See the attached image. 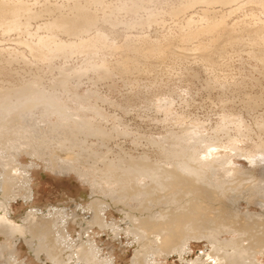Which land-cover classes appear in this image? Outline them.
<instances>
[{
    "label": "rangeland",
    "instance_id": "rangeland-1",
    "mask_svg": "<svg viewBox=\"0 0 264 264\" xmlns=\"http://www.w3.org/2000/svg\"><path fill=\"white\" fill-rule=\"evenodd\" d=\"M24 1H29L31 9L36 12L41 8L44 9V4L47 3V0L46 3H43L45 0ZM49 1L59 5L67 2L66 0ZM105 1L104 4L112 5L108 6L107 10H102L107 7L104 4L100 5L101 7H89L94 13L95 10L98 11L95 14L96 29L90 31L93 33L94 30H99L98 32L102 34L92 41L79 43L76 37L55 32V38L58 36L56 40L59 38V41L67 45L60 50L51 46L50 51L53 52H47L49 56L46 54L44 59L36 57L34 52L29 51L28 45L24 42L27 38L30 42L32 39L30 40L29 37L20 35L23 43H16V48L14 43L17 41L12 43L9 40L12 44L9 41L5 42L7 46L14 47L18 53L21 52L22 59L13 61L0 73V208L6 212L7 220L14 222L25 232L22 231L16 241H10L0 234V245L8 244L4 252L0 247V252L2 251L0 264H67L69 262L73 264V261L74 264H182L179 253L185 250V247L188 248L185 250L186 256L189 255L190 259L201 257L203 264H213L215 261L208 258V254L230 253L236 248L232 241L238 236L234 231L238 225L232 216L228 215V219L222 214V216L218 214V217L211 212L208 215L191 213L193 216L190 214L192 217L180 225L182 234L189 235V238L179 245L175 241L173 243L175 245L169 248L170 252L163 254L160 249L158 250L159 246L156 243L158 238L154 235L153 225L148 224L162 218L165 213L175 212L177 208L181 210L180 208H184L189 202L203 205L206 202L213 203L211 202L213 198L216 199H214L216 206L232 202L236 208L235 214L240 216V221L246 217L254 220L257 223V235L261 232L260 236L264 237V170L261 169V166L264 167V159L258 161L264 152L261 151L264 150L262 147L264 129L262 131L258 125L264 117V52L250 44L251 37L247 32H244L245 44L225 45L227 47H224L223 54L216 56L215 65H219L217 66L219 68L214 66L210 71L212 74L221 75L220 78L225 84L223 88L211 83L212 76L210 72L205 71L199 53L190 49V51L187 49H183L184 52L180 51L181 46L184 47L180 42L173 44L174 48L177 45L176 52L185 55L184 59L179 60L180 62L171 58L172 61L169 58L157 61L155 58L144 57L141 61L149 64L148 67L153 68L152 70H133L122 74L115 65L117 60H122V57L128 56L129 59L135 60L132 61H137L138 63L134 65L141 64L131 51L125 49V41L130 40L135 44L138 40L136 45L139 44L140 50L143 51L146 50L147 45L141 44V35L150 39V42L163 44L162 36L166 38L177 34L174 23L177 21L180 23L179 21H182L188 13L196 17L201 15L200 11L206 8L205 5L213 6V14L210 18L218 22L229 7L218 4L216 0ZM242 1L243 5L238 10H235L228 19L225 17L229 23L237 21L238 18V21L241 20L240 23L247 22L244 25L248 26L259 22L258 18L261 22L264 21V11L260 4ZM186 3H190L192 7L183 9V12L182 8ZM100 10L104 14L107 12L110 17L106 14V16L102 15ZM40 15L46 18L50 13L45 14L43 11ZM249 16L257 17L253 18L256 22L250 18L251 23ZM101 18L105 20L104 23L106 21L109 23L104 24ZM33 23L31 22V27ZM44 31L40 30L39 33L45 35L47 31ZM126 36H129L128 39ZM209 39L205 36L204 43H211ZM69 40L71 42L74 40L75 44ZM132 56L134 58H131ZM21 86L27 88L22 96L4 93L6 88L16 90ZM257 100L262 102L260 106L254 109L246 108L247 101ZM84 118L94 120L96 124L112 132V137H107L108 139L103 137L107 140L105 141L101 138L103 135L99 138L98 133L91 131L88 133L80 124H74V121L80 122ZM117 122L121 123L117 126L119 129H115ZM120 146L130 150L135 157L143 153L146 155L143 156L148 155V157L144 161L147 162L145 168L143 162H134L140 164L141 168L138 164V168L132 166L131 171L127 173L128 186L122 185L121 188L119 185L121 189H118L115 188L117 183L115 184L114 180L110 179L112 183L107 180L111 176L113 178L108 172L117 170L118 174L121 170L117 166L108 169L109 166L106 165L109 164L110 158L116 156L114 152L110 153L108 148L116 150ZM97 149L101 150L98 152ZM157 149L162 154L157 152ZM161 149H167L168 152L163 153ZM207 150L217 151L218 153L213 155L215 158L222 157L220 155L223 153L232 158H229L226 164L219 160L212 167L199 166L201 169L197 168L191 172L178 169L179 172L185 171L184 173L191 177L189 182H193L192 184L180 185L171 181V173L166 171L171 166L170 162L176 160L170 157L171 152L173 155L183 154L185 151L193 152L197 158H200ZM28 151L32 154H27ZM65 151L79 153L76 165L77 168L82 167L80 171L85 175L76 174L74 170L72 172L62 170L61 173H58V170H50L49 166L60 162ZM82 151H86L88 156ZM100 152L109 160H105L102 153L99 155L102 156L100 159L96 155ZM254 152H257V170H253L256 165L249 162L246 157L248 154H255ZM185 153L184 156L188 154ZM82 156H86V159L83 157L85 159L83 160ZM96 165L98 168H95ZM101 168L102 171H99L98 169ZM232 168H240L243 171L234 175ZM90 169L92 171L89 172ZM138 169H141L140 172L143 173L141 178L144 181L139 183L140 186L136 181ZM260 169L263 173H260ZM8 170L11 179L14 176L18 177L17 179L14 177L13 181L9 179L11 186L4 181V178H8L5 176ZM106 170L108 172H104ZM248 170L252 172L249 173L250 176ZM101 172L106 173V180L101 176ZM251 174H255L253 182ZM239 176L242 179H238ZM130 178L133 179L132 183ZM100 182L104 183L102 188ZM251 182L253 184L257 182V187L255 189L249 187L252 191L244 192L243 189ZM110 188L112 189L109 190ZM104 200H113L112 202H117V206H114V209L108 208L103 204ZM96 205L100 208H95ZM44 210L48 211L44 212ZM166 210L168 211L165 212ZM94 211L103 217L101 223L105 227L91 224ZM40 218L53 219L54 225L50 227L44 221L43 223L40 221V226H36ZM142 218L150 219L147 224L144 223L146 227L140 223ZM258 219L263 222L258 223ZM43 226H47L45 230ZM48 231L62 236L59 238L62 242L54 241L56 233L51 235ZM64 232L66 234H63ZM81 242L94 249L93 263L84 262L80 258L76 260L79 249L77 244ZM239 243L244 246L247 240H240ZM261 243L263 246L260 248L257 246L253 249H245L240 258H235L232 264H246L250 260L255 264H264L263 240ZM49 246L52 249L48 250ZM36 248L39 251L38 255L34 252ZM43 249H46V252ZM40 250L44 253L42 251L40 253ZM202 254L203 256H200Z\"/></svg>",
    "mask_w": 264,
    "mask_h": 264
},
{
    "label": "bare ground",
    "instance_id": "bare-ground-1",
    "mask_svg": "<svg viewBox=\"0 0 264 264\" xmlns=\"http://www.w3.org/2000/svg\"><path fill=\"white\" fill-rule=\"evenodd\" d=\"M36 1V0H35ZM44 1V0H43ZM62 1V0H61ZM67 2L65 3V4H61L60 3V5L59 4H54L53 2H48V0H47V3H46V0L43 2V3H46V4H44V9L43 8H41V9H43V10H41V9H39V11L38 12H36V11H33L32 9H31V7H30V4L27 2V1H24V0H0V73L2 72V71H4V69L6 70V68L10 65V63H12L13 61H16V60H20V58H21V56H20V53H18V51H16L15 50V46H17V44H19V43H23L22 41H21V37H20V35H24V36H26V38L27 37H29L30 38V42H29V40L27 41V39H25L24 40V42L26 43V45H28L27 47L29 48V51L31 52V53H33L36 57H40V58H43L44 59V57L46 56V54H47V52H49L50 50H51V46L52 47H54V49H61L63 46H66L67 44L66 43H64V42H61V41H59V38H58V40H56L57 39V37L55 38V36H54V33L56 32V34H60V33H62V34H64V35H67V36H70L71 35V37L73 36L74 38L76 37L77 38V41L79 42V43H83V42H87V41H92L93 39H95V38H98V37H100V35H102L100 32H98L99 30H94V32L93 33H91V31L93 30V29H96V21H97V18H96V16H95V14L96 13H98V11L97 10H95V13H94V10H89V7L90 6H99V7H101L100 5H103L106 1L105 0H83V1H81V0H66ZM112 1V0H111ZM111 1H109V3H111ZM245 1H247V2H249V1H252V2H256V3H258V5L260 4V7L263 9L262 11H264V0H245ZM32 2V1H31ZM30 2V3H31ZM38 2V1H37ZM65 2V1H64ZM63 2V3H64ZM216 2L218 3V4H221V5H223V6H228L229 8H228V10H226V14H221L219 17H220V20L218 21V22H215L214 20H211V18H210V16H211V14H213V11H212V7L213 6H208V5H205V7L206 8H203V9H201V11H200V14L201 15H197L196 17L194 16V15H192L191 13L189 14H187V16H185V18L182 20V21H179L180 23H178V21L177 22H175L174 24H175V30L177 31V34H174L173 36H167L166 38L164 37V36H162L163 37V41H164V43L163 44H161V43H157V42H155V43H153V42H150V39L148 40L147 39V37L145 38V36L144 35H141V37L143 36L144 38H141L140 37V41H141V44L142 43H145L146 45H147V47H146V50H143V51H145V52H143V51H141L140 50V45L138 46V45H136V42L138 41V40H136L135 41V44L134 43H132L130 40H127V41H125V44H124V47H125V49H127V50H129V51H131V53L134 55V56H136L140 61H141V59L143 58L144 59V57H151V58H155V59H157V61H164V59H166V58H171V59H174V60H177V61H181V59L185 56L182 52H184V51H182L183 49H187V50H191V51H197L198 53H199V57H200V59H201V61H203L202 63H203V67H204V69H205V71L207 72H210L213 68H214V66H216L215 68H219V67H217V66H219V65H215L216 63H217V60H216V56L218 57V56H220V55H222L223 54V50H224V47H227V46H225V45H230V44H243L244 42H245V36H244V32H247V34H249L250 35V44L251 45H253V46H255L256 48H258V49H261L263 52H264V21L263 22H261V20L258 18L257 20H259V22L257 21H255L254 19H256L257 17H255V16H253V18L252 17H248L249 19L250 18H252L254 21L253 22H256V24L254 23L252 26H248V25H244L245 23H247V22H243V24L242 23H240L241 22V20H239L238 21V19H237V21H233V22H228L227 21V19H228V17L235 11V10H238L242 5H243V1L241 2V0H216ZM35 3V2H34ZM42 2H41V4H43ZM50 3H52V4H50ZM32 4V3H31ZM40 4V5H41ZM108 4V3H107ZM207 4V3H206ZM244 4H245V2H244ZM34 5V4H33ZM32 5V6H33ZM104 5H106V4H104ZM185 5V4H184ZM183 5V8H182V11L184 12V10L183 9H187L188 7H192V5H190V3H186V5L184 6ZM234 5H236V6H234ZM35 6V5H34ZM33 6V7H34ZM42 6V5H41ZM107 6V7H106ZM105 7H106V9H102L103 11L104 10H107V8H108V6L110 7V6H112V5H106ZM36 7V6H35ZM38 7V6H37ZM94 8V7H93ZM34 9V8H33ZM94 9H96V7L94 8ZM97 9H99V8H97ZM137 9H139V7L137 8ZM137 9H135V10H137ZM142 9H143V7H142ZM148 9V8H147ZM146 9V10H147ZM179 9V8H178ZM185 9V10H186ZM40 10H41V12H43V11H45V14H47V12H49L50 13V15H47L48 17H46V18H44L43 16L42 17H40L41 15H40ZM173 10H175V9H173ZM190 10V9H189ZM218 10V9H217ZM97 11V12H96ZM101 11V10H100ZM99 11V12H100ZM109 11H110V9H109ZM113 10H111V12H112ZM141 11V10H140ZM181 11V10H180ZM127 12V11H126ZM128 12H129V10H128ZM151 13H152V11H150ZM149 12V13H150ZM171 12V11H170ZM175 12V11H174ZM178 12V11H177ZM101 13H102V15L104 14L102 11H101ZM107 12H105V14H106ZM110 13V12H109ZM150 13V14H151ZM176 13V12H175ZM187 13V12H186ZM44 14V13H43ZM53 14V15H52ZM104 14V15H105ZM106 15H109V14H106ZM105 15V16H106ZM138 15V14H137ZM145 15H148L149 16V14H145ZM152 15V14H151ZM175 15V14H174ZM186 15V14H185ZM104 16V17H105ZM114 16V15H113ZM176 16V15H175ZM174 16V17H175ZM178 16V15H177ZM252 16V15H251ZM97 17H99V15L97 16ZM109 17H110V15H109ZM108 17V18H109ZM225 17H227V19H225ZM103 18V17H102ZM101 18V19H102ZM107 18V20H109ZM154 18V17H153ZM183 18V17H182ZM248 18H247V20H248ZM116 19V18H115ZM141 19V18H140ZM149 19H151L150 17H149ZM148 19V20H149ZM99 20V19H98ZM114 20V19H113ZM147 20V21H148ZM242 20H244V18L242 19ZM263 20V19H262ZM104 21L105 20H103L102 19V21L101 22H103L104 23ZM145 21V20H144ZM176 21V20H175ZM204 22V23H200V22ZM252 20L250 19V22H251ZM31 22H34L33 24H32V26L33 27H31ZM99 22V21H98ZM97 22V23H98ZM107 22V21H106ZM105 22V23H106ZM117 22V21H116ZM120 22V21H119ZM248 22H249V20H248ZM250 22H249V24H250ZM102 23V24H103ZM104 23V24H105ZM107 23H109V22H107ZM122 23H123V21H122ZM121 23V24H122ZM145 23H148V22H145ZM252 23V22H251ZM117 24V23H116ZM124 24V23H123ZM129 24V23H128ZM101 25V24H100ZM120 25V24H119ZM106 26V25H105ZM143 26V25H142ZM126 27V26H125ZM98 29V28H97ZM100 29V28H99ZM126 29V28H125ZM40 30L41 31H43V30H45V31H47L46 33H48V32H51V33H48V34H46L45 33V35H42V34H40L39 32H40ZM91 30V31H90ZM128 30V29H127ZM241 30H243V31H241ZM44 31V32H45ZM43 33V32H42ZM14 35V36H13ZM208 35V36H207ZM246 35V34H245ZM140 36V35H139ZM207 37V38H210L209 40H210V42L211 43H204V41H203V39H204V37ZM128 37L129 36H126V38L128 39ZM246 37H248L247 35H246ZM136 38V37H135ZM165 38V39H164ZM33 39H34V41H33ZM131 39V38H130ZM137 39V38H136ZM148 41H147V40ZM5 40V41H4ZM9 40H11L12 41V43H14L15 41H17V42H15L14 43V47H10V46H7L6 44H5V42L6 41H9ZM23 40V39H22ZM62 40V39H61ZM125 40V39H124ZM134 40V39H133ZM4 41V43H2ZM11 41H9L10 43H11ZM68 41V40H67ZM157 41V40H156ZM69 42H71V40H69ZM139 42V41H138ZM162 42V41H161ZM175 42H180L182 45H184V47L183 46H181V48L179 49L180 51H182V52H176V50L178 49H176V47H177V45H176V47L174 48L173 47V44L175 43ZM11 43V44H12ZM17 43V44H16ZM24 43V44H25ZM68 43V42H67ZM71 43H73V44H75L74 43V40L71 42ZM78 43V44H79ZM247 43V42H246ZM16 44V45H15ZM69 44V43H68ZM177 44V43H176ZM245 44V43H244ZM70 45V44H69ZM231 46V45H230ZM20 47V46H19ZM175 50H174V49ZM113 49V48H112ZM19 50V49H18ZM124 50V49H123ZM178 50V51H179ZM189 50V51H190ZM254 50H255V48H254ZM253 50V51H254ZM57 51V50H56ZM50 52H53V51H50ZM55 52V51H54ZM63 52V51H62ZM194 53V52H193ZM51 54V53H50ZM182 54H183V56H182ZM239 54V53H238ZM48 56H49V54H47ZM256 55V54H255ZM126 56V55H125ZM261 56V55H260ZM130 57V56H129ZM135 57V58H136ZM125 58V57H124ZM123 57H122V60H117V62L115 63V65H116V68L118 69V71L120 72V73H122V74H126V73H130V72H132L133 70H135V71H150V70H152L153 68H151L150 67V69H149V64H145L144 62H140L139 64V66L138 65H134L136 62H134L135 60L134 59H129L128 58V56H126V58H128V59H124ZM131 58H134L133 56L131 57ZM185 58V57H184ZM183 58V59H184ZM263 58V57H262ZM22 59V58H21ZM137 59V60H138ZM170 59V60H171ZM194 59V58H193ZM42 60V59H41ZM132 60H134V61H132ZM148 60V59H147ZM196 60V59H195ZM263 60H264V58H263ZM172 61V60H171ZM179 61V62H180ZM200 61V62H201ZM134 62V63H133ZM176 62V61H175ZM138 63V62H137ZM154 64V63H153ZM152 64V65H153ZM115 65H113V67L115 66ZM174 65V64H173ZM103 67H105V66H103ZM107 67V66H106ZM156 66H154V69L155 70H157L156 68H155ZM105 69V68H104ZM103 69V70H104ZM115 69V68H114ZM116 69V70H117ZM210 69V70H209ZM105 70H108V69H105ZM219 71V70H218ZM153 72V71H152ZM214 72V71H213ZM215 72H217L216 71V69H215ZM9 72L7 71V74H8ZM139 73V72H138ZM150 73V72H149ZM210 74H211V78H212V82L211 83H213V84H216V85H218V86H220V87H224V82H222V80L223 79H221L220 78V76L221 75H219L218 73H214V74H212L211 72H210ZM207 75H209V74H207ZM223 77H226V76H224L223 75ZM226 81V83H228L227 82V80H225ZM26 87V86H25ZM25 87H18L19 89H16V90H14V89H8L7 90V88L6 89H4V93H6V94H8V93H12L13 95H15V96H22V95H24L25 93H26V91H27V88H25ZM28 91H29V89H28ZM8 96V95H7ZM6 96V97H7ZM5 97V96H4ZM10 97V96H9ZM13 97V96H12ZM13 99V98H12ZM260 103H262L261 101H259V100H257V101H247V103H246V108L247 109H254V108H256V107H258V106H260L261 104ZM115 118V117H114ZM74 121V120H73ZM74 124H80V126H81V128H83L84 130H87L88 131V133H89V131H91V133L93 132V133H95V134H97L98 133V135H94V134H92V135H94V136H98L99 138L101 137V138H103V137H105L106 139H108L107 137H112V135H113V133L112 132H109V130H107V129H105V128H102V126L100 125V124H96L95 123V121L94 120H86V118H84L82 121H80V122H78V121H74ZM115 125V124H114ZM119 125H121V123L120 122H117V124H116V128L115 129H119V128H117V126H119ZM258 125H259V127L261 128V130L262 129H264V117H263V119L262 120H260L259 122H258ZM124 127V126H123ZM123 127H122V129H123ZM77 128V127H76ZM79 128V127H78ZM77 128V129H78ZM113 128V127H112ZM2 129V128H1ZM77 129H76V132H77ZM115 129H113V130H115ZM69 131V130H68ZM81 131V130H80ZM79 131V132H80ZM83 131V130H82ZM120 131V130H119ZM118 131V132H119ZM263 131V130H262ZM261 131V132H262ZM67 132V131H66ZM122 132V131H121ZM264 132V131H263ZM90 133V134H91ZM124 133V132H123ZM1 135V134H0ZM91 135V136H92ZM93 136V137H94ZM97 137V138H98ZM96 139V138H95ZM104 139V138H103ZM105 140V139H104ZM105 141H107V140H105ZM109 141V140H108ZM6 142V141H5ZM77 142V141H76ZM79 143V142H78ZM17 144V143H16ZM29 144V143H28ZM67 144V143H66ZM105 144V143H104ZM30 145V144H29ZM106 145V144H105ZM264 145V144H263ZM4 146H5V144H4ZM19 146V145H18ZM102 146V145H101ZM160 146V145H159ZM29 147V146H28ZM106 147H108V146H106ZM118 147V146H117ZM174 147V146H173ZM262 147H264V146H262ZM7 148V147H6ZM18 148V147H17ZM95 148H97V146L95 147ZM99 148V147H98ZM101 148H103V146L101 147ZM160 148V147H159ZM172 148V147H171ZM70 149V148H69ZM72 149V148H71ZM191 149V148H190ZM189 149V150H190ZM73 150V149H72ZM80 150H81V148H80ZM100 151L101 149H97V151ZM108 150H109V152L110 153H112V152H114V155H116V156H114V157H112V158H110V160H111V162H110V160H109V158H108V160H109V164L108 165H106V166H109L108 167V169H110L111 167H118L119 168V170H121V173L119 172L118 174L116 173V171L115 170H109L110 172H108V170H106V171H104V172H108V174L109 173H111L112 175H113V178H114V176H115V178L113 179L112 178V176H111V174H110V176H111V178H109V179H107V178H105L106 176V173H104L103 174V172H101L100 174H101V176L103 177L104 176V178H105V180L107 179V180H109V183H112V182H110V179H112V180H114L115 181V184H116V186H115V188L117 187L118 189L120 188V187H118L119 185H121V188H122V185L124 186H126L127 184H128V181H129V174H127L129 171H131V167L132 166H135V168H138V166L141 168V166H140V164H138L139 162H143L144 164H142V165H144V168H145V165H146V163L144 162L146 159H147V157H148V155H147V157H145L146 155L143 153V155H145V156H143V155H138V157H135V156H133L132 154H131V152H130V150H126V148L124 149V148H121V146L119 147V148H116V150H112V149H109L108 148ZM159 149H157L156 151L157 152H159V153H161V151H158ZM162 150V152L163 153H166L165 151H167L168 152V150L167 149H161ZM98 151V152H99ZM173 151H174V149H173ZM177 151V150H176ZM187 151V150H186ZM185 151V152H186ZM262 152L264 151L263 149L261 150ZM25 152V151H24ZM66 152V151H65ZM79 152V151H78ZM82 152H85L86 153V151H82ZM135 152V151H134ZM157 152H155V153H157ZM184 152V153H185ZM237 152L239 153V150H237ZM236 152V153H237ZM21 153V152H20ZM74 153V154H73ZM73 153H71V151L70 152H66L65 153V155H64V157L62 158V160L60 161V162H58V163H55L54 165H52V166H49V167H51L50 168V170L51 169H53V170H58L57 172L58 173H61V171L62 170H71V172H72V170H74L75 172H77L76 174H79V175H85L82 171H80V169L82 168H77V160L76 159H78V155H79V153H77V152H73ZM102 152H100V153H98V154H96V155H100ZM146 153V152H145ZM170 153V152H169ZM183 153V154H184ZM188 152H186L185 154H187ZM218 152L217 151H214V150H207V151H205V152H203V154L201 155V157L200 158H197V156L195 155V154H193V152L191 153H188L187 155H185V156H187V158H184L185 156L181 153V154H177V155H173L172 154V152L170 153V157H173V159L175 160V162L173 161V162H170V164H171V166H169V168H168V170L166 169V168H164V170L166 169V171H168V172H170L171 173V181L173 182V183H176V184H186V183H190L189 182V180H191V177L188 175L187 176V174H185L184 172L187 170L188 172H191V171H193L194 169H197V168H202V166H206V165H210L211 167L213 166V164L215 163V162H218L219 160H222V162H227L228 163V159L229 158H232L230 155H228V154H224L223 153V155H220V156H222V157H219V158H215V157H213V155H216ZM255 154H248L246 157H248V160H249V162H251V163H254L255 165H256V167H255V169H253V170H257V152H254ZM23 154H25V153H23ZM27 154H32V153H30L29 151L27 152ZM63 154V153H62ZM80 154H81V152H80ZM83 154V153H82ZM113 154V153H112ZM147 154V153H146ZM162 154V153H161ZM14 155V154H13ZM86 155H87V153H86ZM91 155V154H90ZM94 155V154H93ZM96 155H94L95 157H96ZM101 155H103V153L101 154ZM234 155V154H233ZM235 155H237V154H235ZM17 156V155H16ZM31 156V155H30ZM58 156H60V155H58ZM88 156V155H87ZM263 156H264V152H263ZM262 156V158L260 157V159L258 160V161H260V160H263L264 159V157ZM19 157V156H18ZM62 157V156H61ZM84 156H82V158H83ZM86 157V156H85ZM84 157V158H85ZM102 158V156H99V158ZM103 157L105 158V156L103 155ZM83 158V160H85ZM100 158V159H101ZM19 159H20V157H19ZM105 160H107V157L105 158ZM107 160V161H108ZM106 161V162H107ZM113 161H115L116 163H113ZM135 161H137L138 163H134ZM168 161V160H167ZM170 161V160H169ZM168 161V162H169ZM177 161V162H176ZM79 162V161H78ZM90 163H92V162H90ZM89 163V164H90ZM177 163L179 164V165H177ZM231 163V162H230ZM17 164H19V163H17ZM86 164V163H85ZM88 164V165H89ZM93 164V163H92ZM99 164V163H98ZM134 164V165H133ZM137 164H138V166H137ZM167 164V163H166ZM169 164V163H168ZM226 164V163H225ZM79 165V164H78ZM91 165V164H90ZM80 166V165H79ZM82 166V165H81ZM85 166H87V165H85ZM93 166V165H92ZM148 167H151V166H149V165H147ZM146 166V167H147ZM200 166V167H199ZM209 166V167H210ZM12 167H15V166H13L12 165ZM11 167V168H12ZM18 167H19V165H18ZM25 167V166H24ZM101 167V166H100ZM103 167V166H102ZM147 167V168H148ZM163 167H166V166H164L163 165ZM262 168L261 169H263L264 170V167L263 166H261ZM20 168V167H19ZM92 168H94V166L92 167ZM95 168H98L97 167V165H96V167ZM200 168V169H201ZM229 168V167H228ZM227 168V169H228ZM21 169H23L24 170V168H21ZM26 169V168H25ZM116 169V168H115ZM150 169V168H149ZM177 169V170H176ZM178 169H184L185 171L184 172H179V170ZM199 169V170H200ZM234 169V170H233ZM260 169V170H261ZM12 170V169H11ZM52 170V171H53ZM96 170V169H95ZM99 171H102V168H101V170L100 169H98ZM139 171V173L137 172V178H136V181H138L137 183L139 184L141 181L142 182H144L143 181V179L141 178L142 176V174L143 173H141L140 172V170L141 169H138ZM240 168L239 169H237V168H232V171H234L233 172V174L235 175H238V174H240L242 171L240 170ZM252 170V171H253ZM25 171H27V170H25ZM69 171H67V172H69ZM87 171V170H86ZM86 171H84V172H86ZM90 171H92L91 169L89 170V172ZM115 171V172H114ZM144 171V170H143ZM142 171V172H143ZM229 171H231V170H229ZM251 171V170H250ZM249 170L247 171L248 172V174L249 173H252V172H250ZM63 172V171H62ZM88 172V171H87ZM114 172V173H113ZM226 172V171H225ZM244 172H246V171H244ZM247 172H246V174H247ZM254 172V171H253ZM136 173V172H135ZM260 173H263V171L261 170L260 171ZM88 174V173H87ZM100 174H98V175H100ZM115 174V175H114ZM131 174V173H130ZM165 174V173H164ZM167 175V174H166ZM165 175V176H166ZM228 175V174H227ZM254 176H255V174H253ZM252 174H251V178H252V176H253ZM263 175V174H262ZM5 176H8V178H4V181H6L8 184H9V186H11V183L9 182V179H11V175H10V171L8 170L7 172H6V175ZM109 176V175H108ZM196 176V175H195ZM231 176V175H230ZM249 176H250V174H249ZM253 176V179H251L252 180V182H253V180H255L254 177ZM13 177V176H12ZM15 177V176H14ZM13 177V178H14ZM86 177V176H85ZM99 177V176H98ZM130 177H131V175H130ZM136 177V176H135ZM264 177V176H263ZM13 178L11 179L12 181H13ZM16 178V177H15ZM18 178V177H17ZM16 178V179H17ZM101 178V177H100ZM104 178H103V180H104ZM146 178V177H145ZM192 178H194V177H192ZM242 179L241 178V176H239L238 177V179ZM95 179V178H94ZM246 179V178H245ZM19 180V179H18ZM17 180V181H18ZM99 180V179H98ZM98 180H96V181H98ZM100 180H102V179H100ZM99 180V181H100ZM102 180V181H103ZM131 180H133V179H131L130 178V182H131ZM194 179H192V181H193ZM250 180V181H251ZM257 180V179H256ZM11 181V182H12ZM94 181V180H93ZM113 181V182H114ZM170 181V180H169ZM249 181V180H248ZM263 181H264V178H263ZM16 182V181H15ZM14 182V183H15ZM106 182V181H105ZM250 183L249 185H247L246 186V188L245 189H243V191L245 192V191H249L250 189H249V187L251 188V187H254V188H252V189H255L256 187H257V182L256 183ZM90 183V182H89ZM108 183V182H107ZM132 183V182H131ZM171 183V182H170ZM193 183V182H192ZM192 183H190V184H192ZM102 184H103V186H104V183L102 182ZM102 184H101V182H100V187L102 186ZM135 184V183H134ZM108 185V184H107ZM106 185V186H107ZM6 186V185H5ZM102 186V187H103ZM111 186V185H110ZM128 186V185H127ZM139 186H140V184H139ZM143 186V185H142ZM7 187V186H6ZM101 187V188H102ZM112 187H114V186H112ZM243 187H245V186H243ZM5 188V187H4ZM105 188V187H104ZM114 188V189H115ZM120 188V189H121ZM126 188V187H125ZM112 188H110L109 190H111ZM106 190H107V188H106ZM116 190V189H115ZM189 190H191V189H189ZM188 191V190H187ZM250 191H252V190H250ZM117 192V191H116ZM110 193V192H109ZM110 194H112V193H110ZM113 195V194H112ZM199 195V194H198ZM217 195V194H216ZM219 195V194H218ZM115 196H117V194L115 195ZM229 198V197H228ZM233 198V197H232ZM160 199H161V197H160ZM188 199V198H187ZM214 199L215 198H213V200L211 201V202H213V203H210V202H206L205 204H199V203H197V204H199V205H195V203L194 202H189V204H187L184 208H180L181 210H179V208H177V209H175V210H177V211H175V212H171V213H165L163 216H162V218H160V219H156L155 220V222L153 223L152 222V220L150 221V222H152V223H148L149 222V220H147V219H145L144 220V218H142L141 219V221H140V223L142 224V225H144V223H148V224H151V225H153L152 227H153V232H155V234L154 235H156L157 236V238H158V242H156V243H158L157 245L159 246V248H158V250L163 254L164 252L166 253V252H170V247H172V246H174L175 244H173L175 241V243H177L178 245L179 244H181V243H183L184 242V240L185 239H187V238H189L188 236L189 235H185V234H182V231H181V227H180V225H181V223H184L186 220H188V218L190 219L193 215L192 214H200V215H208V213L209 212H211V213H215V214H217V216L219 217V215L218 214H222V215H224V216H232L233 217V219H235L236 220V223H237V228L235 229V226H234V228L233 229H235L234 231H236L237 233H238V236L235 238V240L234 241H232L233 243H234V246L236 247V248H234L233 249V251L232 252H230V253H225V252H222V253H219V254H217V253H211V254H208V258H212L215 262L213 263V264H232L233 263V260L235 259V258H240V256H241V253L245 250V249H249V248H251V249H253V248H256L257 246H259L258 248H260V247H262L263 245H262V240H263V242H264V237H262V236H260V234H261V232L257 235V223H255L254 222V220H252V219H247V217L246 218H243L244 220H242V221H240V216H237L236 214H235V207L233 206V203L232 202H226L225 204L223 203L222 205H214ZM229 199H231V198H229ZM238 199V198H237ZM117 200V199H116ZM158 200V199H157ZM216 200V199H215ZM232 200V199H231ZM240 200V199H239ZM113 200H107V201H103L104 203L103 204H105V206L106 207H113V209H114V206H117L116 205V203H115V201L114 202H112ZM161 201V200H160ZM196 201V200H195ZM224 201V200H223ZM227 201V200H226ZM234 202V201H233ZM119 203V202H118ZM203 203V202H202ZM104 206V207H105ZM97 207V205L95 206V208ZM98 209L100 208V207H97ZM193 208V209H192ZM94 209V208H93ZM103 209H105V208H103ZM96 211H97V209H95ZM102 210V209H101ZM165 210V209H164ZM46 211H48V210H44V212H46ZM96 211H94L93 212V215H92V219H91V224L92 225H96V226H99V227H105V226H103L102 225V223H101V220H102V216H99V214L96 212ZM168 210H166L165 212H167ZM171 211V210H170ZM98 212H99V210H98ZM43 213V212H42ZM162 213V212H161ZM161 213H159V214H161ZM192 213V214H191ZM45 214V213H44ZM190 214L192 215V216H190ZM244 214V213H243ZM30 215V214H29ZM210 215V214H209ZM221 215V216H222ZM242 215V214H241ZM44 216V215H43ZM76 216H78V215H76ZM194 216H197V215H194ZM243 216V215H242ZM241 216V217H242ZM258 216V215H257ZM6 212L3 210V209H1L0 208V234H2V235H4L5 236V238L6 239H8V240H14V241H16L17 240V238H18V236H19V234H21V232L23 231L18 225H16L14 222H11V221H9V220H7L6 219ZM60 217V216H59ZM215 217V216H214ZM213 217V218H214ZM146 218V217H145ZM149 218V217H148ZM194 218V217H193ZM192 218V219H193ZM198 218V217H197ZM228 218V217H227ZM32 219V218H31ZM54 219H56V217L54 218ZM195 219V218H194ZM222 219V218H221ZM229 219V218H228ZM87 220V219H86ZM138 220H139V218H138ZM159 220H161V221H159ZM234 220V221H235ZM259 220V219H258ZM40 221L42 222V221H44L45 223H47L48 224V226H50L51 227V225H54V221L55 220H53V219H43V218H40V220H38V222L39 223H37L36 224V226L38 225V226H40ZM137 221V220H136ZM226 221V220H225ZM232 221V220H231ZM257 221V220H256ZM104 222V221H103ZM259 222H263V221H258V223ZM43 223V222H42ZM44 223V224H45ZM138 223V222H137ZM187 223V222H186ZM193 223V222H192ZM133 223H131V225H132ZM145 224V225H146ZM231 224H232V222H231ZM230 224V225H231ZM234 224H235V222H234ZM264 224V223H263ZM26 225V224H25ZM46 225V224H45ZM140 225V224H139ZM142 225L140 226V228L142 227ZM144 225V226H145ZM23 226H24V224H23ZM23 226H21V227H23ZM29 226H30V224H29ZM33 226V225H32ZM56 226V225H55ZM134 226V225H133ZM138 227V224L137 225H135V227ZM143 226V227H144ZM233 226V225H232ZM232 226H231V228H232ZM262 226V225H261ZM43 227H45V226H43ZM47 227V226H46ZM46 227L44 228V230L46 229ZM136 227V228H137ZM146 227V226H145ZM258 227H260V226H258ZM24 228V227H23ZM29 228V227H28ZM31 228V227H30ZM37 228V227H36ZM40 228V227H39ZM42 228V227H41ZM49 228V227H48ZM32 229V228H31ZM31 229H29V230H31ZM38 229V228H37ZM142 229V228H141ZM41 230H43V229H41ZM44 230H43V232H44ZM53 230H55V229H53ZM131 230V229H130ZM263 230V229H262ZM232 231V230H231ZM25 232V230L23 231V233ZM31 232H33L32 230H31ZM42 232V231H41ZM47 232V231H46ZM45 232V233H46ZM49 232V231H48ZM152 232V233H153ZM50 233V232H49ZM51 233H53V232H51ZM50 233V234H51ZM56 233V232H55ZM55 233L54 234H51V235H55ZM58 233H59V231H58ZM237 233H235V234H237ZM30 234V233H29ZM36 234V233H35ZM40 234V233H39ZM50 234H49V236H50ZM63 234H66L65 232L63 233ZM264 234V233H263ZM33 235V234H32ZM148 235V234H147ZM46 236V235H45ZM56 237L54 238V241H60V242H62V239L61 240H59V238H62V236H59V235H57V233H56V235H55ZM64 236V235H63ZM41 237V236H40ZM51 237V236H50ZM53 237V236H52ZM38 238H39V236H38ZM82 238V237H81ZM80 238V239H81ZM263 238V239H262ZM32 238H30V240H31ZM41 239V238H40ZM39 239V240H40ZM51 239V238H50ZM83 239V238H82ZM234 239V238H233ZM247 240V244L246 245H244V246H242L239 242H240V240ZM27 241H28V239H26ZM79 240V239H78ZM84 240H86V239H84ZM81 241V240H80ZM56 242V243H57ZM59 242V243H60ZM231 242V243H232ZM28 243V242H27ZM46 243V242H45ZM12 244V243H11ZM41 244V243H40ZM49 244V243H48ZM54 244H55V242H54ZM33 245V244H32ZM57 245V244H56ZM35 246V245H34ZM33 246V247H34ZM47 246V245H46ZM157 246V247H158ZM0 247L2 248V251L4 252L6 249H7V247H8V244L6 243V244H2V245H0ZM53 247V246H52ZM56 247V246H55ZM75 247H76V245H75ZM77 247H79V249H78V251H77V254L78 255H76V260L78 259V258H80L81 260H84V262L86 261L87 263H93V259H94V254H95V251H94V249H92L89 245H86V243L84 244V243H78L77 244ZM35 248V247H34ZM49 248H51V246H49L48 247V250H49ZM58 248V247H57ZM61 248V247H60ZM70 248V247H69ZM156 248V247H155ZM52 249V248H51ZM157 249V248H156ZM169 249V251H167ZM186 249H188L187 247H185V250ZM185 250H182L180 253H179V258H180V261L182 262V264H203L202 262V259H201V257H198V258H196V259H190L189 258V255H187L186 256V251ZM2 251L0 252V255H1V253H2ZM41 251L42 250H40V253H41ZM43 251H45L46 252V249H43ZM42 251V252H43ZM73 251V250H72ZM157 251V250H156ZM252 251V250H251ZM254 251V250H253ZM252 251V252H253ZM256 251H258V250H256ZM37 255H38V249L36 248L35 249V251H34ZM39 253V254H40ZM44 253V252H43ZM47 253H49L50 254V252H48L47 251ZM55 253V252H54ZM159 253V252H158ZM256 253H258V252H256ZM53 254V253H52ZM41 255V254H40ZM43 255V254H42ZM200 256H203V254L202 255H200ZM74 258V257H73ZM75 260V259H74ZM73 261V260H72ZM78 261V260H77ZM77 261L75 262V263H77ZM64 264H66V263H64ZM67 264H71L70 262L69 263H67ZM73 264H74V261H73ZM79 264V263H78ZM207 264H209V263H207ZM246 264H255V262H253L252 260H250L249 261V263H246ZM258 264V263H257Z\"/></svg>",
    "mask_w": 264,
    "mask_h": 264
}]
</instances>
